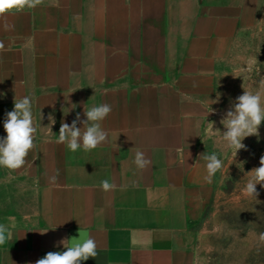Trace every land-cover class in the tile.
<instances>
[{"label":"crops","instance_id":"crops-1","mask_svg":"<svg viewBox=\"0 0 264 264\" xmlns=\"http://www.w3.org/2000/svg\"><path fill=\"white\" fill-rule=\"evenodd\" d=\"M256 7L42 0L0 17V138L14 98L32 99L37 129L26 165L0 167V224L8 228L0 264H36L79 232L98 245L81 264H186L188 226L210 197L199 140L216 61ZM105 103L106 143L88 152L56 143L62 121L77 113L83 121L84 110ZM137 150L151 161L145 170L134 163ZM105 179L116 189L103 191Z\"/></svg>","mask_w":264,"mask_h":264},{"label":"rangeland","instance_id":"rangeland-1","mask_svg":"<svg viewBox=\"0 0 264 264\" xmlns=\"http://www.w3.org/2000/svg\"><path fill=\"white\" fill-rule=\"evenodd\" d=\"M262 80L264 0H257L254 13L236 29L216 61L211 100L218 94L220 100L210 105L209 112L213 111L202 128L199 149L204 155L216 153L223 160V168L209 185L210 197L201 214L188 226L181 249L186 264H264V241L260 239L264 233V187L256 186L260 203L243 192L248 172L260 166L264 155V121L259 127V139L246 137L242 143L247 150H239L235 158L234 149L222 138L226 129L220 123L245 90L261 92L264 103Z\"/></svg>","mask_w":264,"mask_h":264},{"label":"clouds","instance_id":"clouds-1","mask_svg":"<svg viewBox=\"0 0 264 264\" xmlns=\"http://www.w3.org/2000/svg\"><path fill=\"white\" fill-rule=\"evenodd\" d=\"M41 2L42 0H0V17L23 11L25 8L34 9ZM11 27L6 24L5 30H9ZM3 48L4 44L0 42V50ZM261 85L264 86V80L261 81ZM219 100L220 94L215 100H211L210 105L218 103ZM72 108L75 107L72 105ZM69 111L70 109H68ZM111 111L110 104H100L84 110L86 119L83 121H81L79 113L70 125L62 121L56 143L66 145L71 152L80 149L88 152L96 149L108 141V132L102 127V122ZM212 111L213 109L209 113ZM48 120L51 122L50 124L55 123L51 114H49ZM262 121H264V103H262L261 92L252 93L245 90L242 95L236 98L220 121L226 129L222 133V138L228 147L234 149L233 158L236 157L239 150H247L246 145L242 143L246 137L256 136L259 139V127ZM78 122L83 124L82 128L77 126ZM209 124L212 128L214 127L213 123ZM4 130L6 136L0 138V167L11 171L19 170L26 165L29 153L36 146L34 140L37 129L34 125L30 97L25 96L19 100L14 98L13 110L6 113ZM203 159L206 161L207 170L204 179L205 182L211 183L215 174L222 170L223 160L216 153L204 155ZM134 163L140 170H145L151 165V161L140 150L135 153ZM248 173L249 179L243 192L246 196L254 198L256 203H260L257 199L260 193L256 186L259 184L264 187V155L260 158V166L253 168ZM57 178L58 176H51L49 182L54 184L57 182ZM100 186L105 192L115 190L117 187L114 182L107 179L101 181ZM45 232L40 231L41 234ZM6 233H8L7 226L0 224V246H3L8 239ZM260 239L264 241V233L260 235ZM58 244L63 245L65 250L50 251L43 258L38 259L36 264H81L82 261H87L89 258L94 259L98 254L97 242L86 233L79 232L78 238L62 239Z\"/></svg>","mask_w":264,"mask_h":264}]
</instances>
